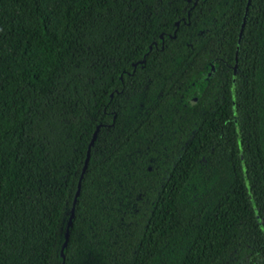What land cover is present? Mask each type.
Wrapping results in <instances>:
<instances>
[{
	"label": "trees",
	"instance_id": "16d2710c",
	"mask_svg": "<svg viewBox=\"0 0 264 264\" xmlns=\"http://www.w3.org/2000/svg\"><path fill=\"white\" fill-rule=\"evenodd\" d=\"M0 264H264V0H0Z\"/></svg>",
	"mask_w": 264,
	"mask_h": 264
},
{
	"label": "water",
	"instance_id": "95a60500",
	"mask_svg": "<svg viewBox=\"0 0 264 264\" xmlns=\"http://www.w3.org/2000/svg\"><path fill=\"white\" fill-rule=\"evenodd\" d=\"M248 1L249 0H247V2ZM244 18H245V15H243L241 27H240V30H239V35L241 33V29H242V25H243ZM143 60H144V58L142 57V59L139 60V62H143ZM135 65H136V63L133 64V66H135ZM191 101H194V98H192ZM99 125L100 124H98V125L95 126V129L93 130V132L91 134V137H90V140H89V142L87 144L85 157H84L83 164H82V167H81V171H80V174H79V177H78V180H77L76 189H75V192H74V195H73V199H72V204H71L69 216H68V219H67V222H66V226H65L64 240H63V243L61 245V251L60 252H62V248L64 247V245H65V243L67 241V237H68V227H69V225L71 223V218H72V215H73V205L75 203L76 196L78 195L79 187H80V180H81L82 174H83V172H84V170L86 168V164H87V161H88L89 148H90L91 144L93 143V140H94V138L96 136V133H97V130H98Z\"/></svg>",
	"mask_w": 264,
	"mask_h": 264
}]
</instances>
